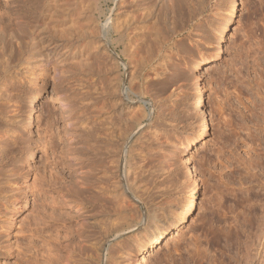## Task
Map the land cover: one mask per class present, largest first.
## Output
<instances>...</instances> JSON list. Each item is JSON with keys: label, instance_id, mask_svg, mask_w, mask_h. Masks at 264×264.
Listing matches in <instances>:
<instances>
[{"label": "rangeland", "instance_id": "1", "mask_svg": "<svg viewBox=\"0 0 264 264\" xmlns=\"http://www.w3.org/2000/svg\"><path fill=\"white\" fill-rule=\"evenodd\" d=\"M39 5L47 22L59 24L47 30L46 60L23 57L18 46L9 61L0 55V175L10 179L0 208L18 210L11 233L0 218V264H65L68 253L75 264H98L100 224L108 216L117 222L118 199L144 219L122 238L116 263L129 264L153 233L178 222L190 198L195 205L184 229L145 264H264V0H0V26L15 27ZM233 5L224 51L203 65ZM116 28L133 30L136 40ZM199 72L209 129L195 144L189 176L183 150L198 123L192 101ZM29 91L39 97L34 130L20 122ZM58 97L67 99V109ZM93 140L113 156L87 151ZM89 166L103 169L102 189L77 182L78 170ZM91 175L86 180L99 178ZM128 185L142 201L125 192ZM65 198L75 204L65 205ZM152 211L156 223L148 222Z\"/></svg>", "mask_w": 264, "mask_h": 264}, {"label": "bare ground", "instance_id": "2", "mask_svg": "<svg viewBox=\"0 0 264 264\" xmlns=\"http://www.w3.org/2000/svg\"><path fill=\"white\" fill-rule=\"evenodd\" d=\"M124 1V0H123ZM126 1V0H125ZM40 3V2H39ZM121 3H124V2H121ZM149 3V2H148ZM41 4V3H40ZM119 7V6H118ZM122 7V6H121ZM124 10H126V9H124ZM121 13V12H120ZM125 14H126V12H125ZM123 15V14H122ZM234 15H235V6L233 5V7H232V10H231V13H230V17H229V19L224 23V25H223V27H222V32H221V36L219 37V39L217 40V45H216V48L214 49V51H213V53H212V55L211 56H209V57H207V58H205V60L203 61V65H205V64H208V63H210V62H212L213 60H216V59H218L219 57H221V55H222V53H223V51H224V46H223V42H224V40H225V38H226V36H227V32H226V30H227V28H228V25H229V23L232 21V19H233V17H234ZM124 16V15H123ZM19 19H20V17L21 16H17ZM47 17V15H45V12H44V10H43V8L39 5V6H37V9L35 10V11H31V13L30 14H28V16L26 15V16H24L22 19H20L19 21H16L15 22V27H4V26H0V44H1V46H0V55L3 57V56H5V60H6V58H7V56H8V61L10 60V58H11V54H12V52L14 51L13 50V47L15 46H18L17 47V49H19V51H20V54L23 56H32V57H35V58H38V60L39 61H43V58H44V60H46V52H45V50H43L44 48H45V44H46V42L48 41V37L46 36V33H47V30L48 29H50L51 27L53 28V27H56V26H59V24L58 25H55V24H53V22L52 21H49V22H47L46 21V18ZM117 17V16H116ZM113 18V17H112ZM120 20V19H119ZM112 21V20H111ZM113 22V21H112ZM125 22H127V21H125ZM125 22H123V23H125ZM114 23V22H113ZM120 23V22H119ZM128 23V22H127ZM130 23V22H129ZM111 24V23H110ZM110 24H107V26L108 25H110ZM121 24H122V21H121ZM131 25H132V23H130ZM130 24H128V25H126V24H124V25H126V26H129ZM112 25V24H111ZM123 25V26H124ZM116 26H117V22H116ZM109 27V26H108ZM107 27V28H108ZM113 27H115V25L113 26ZM118 27V26H117ZM120 27V26H119ZM51 28V29H52ZM106 28V29H107ZM109 28H111V27H109ZM122 28V27H121ZM129 28H131V27H129ZM129 28L127 29H125V31L127 30V32H128V34L129 35H127L128 37V39L129 40H131V42L135 39V37H134V32H133V30L131 31V30H129ZM122 29H124V28H122ZM121 29V30H122ZM111 30V29H110ZM119 28H116L115 29V32H118L117 34H119V32L121 31ZM105 31V30H104ZM107 31V30H106ZM125 31H122L123 33L125 32ZM111 32V31H110ZM109 31H108V33L107 34H109L110 33ZM122 32H120V35H123V33ZM112 33V32H111ZM122 33V34H121ZM107 34L105 35L106 36V39L108 38L107 37ZM113 34V33H112ZM133 34V35H132ZM115 35V34H114ZM132 35V36H131ZM112 36V35H111ZM124 36V35H123ZM123 36L121 37L122 38V40H123ZM126 36V35H125ZM126 39V38H125ZM136 40V39H135ZM121 41V40H120ZM118 42V41H117ZM129 42V41H128ZM131 42H129V43H131ZM123 43V42H122ZM125 43H126V41H125ZM134 43V42H133ZM139 45V44H138ZM134 46V45H133ZM11 48H12V50H11ZM127 49V48H126ZM130 50V49H129ZM9 52V53H8ZM14 53V52H13ZM45 53V54H44ZM23 56V57H24ZM6 63H8V62H6ZM200 75H201V72H199L198 74H197V76H196V78H195V82H194V94H195V98H194V100L192 101V108L194 109V111H196V112H198V123L194 126V129H193V137H192V139L191 140H189L188 141V144L184 147V152H183V164H184V166H186L187 167V169H188V175L190 176V175H193L194 174V171H193V166H192V163H193V155H194V147L196 146L195 144H198L199 142H203L204 140H205V138H206V135H207V132H208V129H209V117H208V115H207V112H206V110H205V102H206V95H205V89H204V87H203V85L201 84V82H200ZM39 97H38V94L36 93V92H34V91H29V93H28V96H27V99L24 101V105H25V110H24V112H23V114H22V116H21V123L23 124V126H24V128L26 129V130H34L35 129V127H36V123H37V99H38ZM57 100H58V103H59V105H60V107H61V109L62 110H65V109H67L68 107H69V103H67V99H63L62 97H58L57 98ZM114 108V107H113ZM117 112V111H116ZM52 113V112H51ZM50 113V114H51ZM120 113H121V111H120ZM54 114V113H53ZM118 114V113H117ZM121 114H123V113H121ZM120 114V115H121ZM123 116V115H122ZM121 116V117H122ZM116 117H118V116H116ZM2 118V117H1ZM13 119V118H12ZM8 120V119H7ZM16 121V120H15ZM9 122V121H8ZM11 123H13V122H11ZM96 127V126H95ZM12 131V130H11ZM13 132V131H12ZM98 132V131H97ZM4 134V133H3ZM115 135V134H114ZM115 136H113V138H114ZM3 138V137H2ZM3 140V139H2ZM88 143V142H87ZM86 144V143H85ZM112 144V143H111ZM114 144V143H113ZM87 145V144H86ZM109 145V144H108ZM87 147V151H93V152H96V154L98 155L99 153H102V154H104V155H107L106 154V152L105 151H107V153L109 152V149L107 150V148H109V147H106L105 145H101L100 144V142H98L97 140H93V141H89V143H88V145L86 146ZM85 147V148H86ZM121 147V146H120ZM105 148H106V150H105ZM115 148V147H114ZM114 150V149H113ZM112 149H111V152L113 151ZM116 150V149H115ZM119 150V149H118ZM117 151V150H116ZM98 152V153H97ZM112 153H114V152H112ZM117 153V152H116ZM94 154V153H93ZM102 154H101V156H102ZM108 154H111L110 152L108 153ZM100 155V154H99ZM112 155V154H111ZM111 155H109V156H111ZM113 156V155H112ZM33 157V153L31 152L30 153V158L29 159H31ZM116 157V156H115ZM143 157V156H142ZM93 158V157H92ZM116 158H119V157H116ZM130 158V157H129ZM147 158V157H146ZM94 159V158H93ZM111 159V158H110ZM80 160V159H79ZM82 160V159H81ZM112 160V159H111ZM116 160V159H115ZM98 161V160H97ZM100 161V160H99ZM104 161H106L107 162V160L104 158ZM109 161V160H108ZM114 161V160H113ZM80 162V161H79ZM83 162V161H82ZM85 162V161H84ZM106 162H104V163H106ZM81 163V162H80ZM92 163H93V161H92ZM101 163V162H100ZM136 163V162H135ZM85 164V163H84ZM109 164H110V161H109ZM112 164V163H111ZM114 164V163H113ZM83 165V164H82ZM101 165V164H100ZM103 165H105V164H103ZM108 165V163H106V167H109V166H107ZM136 165V164H135ZM84 166V165H83ZM86 166V165H85ZM93 166V165H92ZM120 159H118V160H116V165H115V167H117L116 169H117V171L119 172V169H120ZM155 166V165H154ZM97 167V166H96ZM102 167V166H101ZM142 167V166H141ZM80 168V167H79ZM78 168V169H79ZM83 168V167H82ZM95 167H91V166H89V169L87 168V170L86 171H84V170H82V169H79L78 170V172H82V174L85 176V175H87V176H85V177H83V175H80L79 177H81L80 178V181H77L78 183L80 182V184H82V185H86V187L84 188V189H86L87 191H89V190H93L95 187L97 188H100L101 187V183H100V175H98L102 170H98V168H96V170H97V173L96 172H94L95 171V169H94ZM103 168V167H102ZM105 168V167H104ZM125 168V167H124ZM135 168V167H134ZM138 168V167H137ZM144 168V167H143ZM154 169H155V167H153ZM157 168V167H156ZM99 169H101V168H99ZM105 169H107V168H105ZM113 169V168H112ZM115 168H114V170H116ZM139 169H140V167H139ZM125 170V169H124ZM159 170V169H158ZM157 170V171H158ZM6 171V170H5ZM8 172H10V171H8ZM111 172V171H110ZM114 172V171H113ZM117 172V173H118ZM92 173V175H94V177L96 176H100L97 180H94V181H92V179L89 181L88 179L89 178H87V180H86V177H88L90 174ZM104 173V172H103ZM107 173V172H106ZM138 173V172H137ZM142 173V172H141ZM140 172H139V174H141ZM5 174V173H4ZM102 174V173H101ZM109 174V173H108ZM107 174V175H108ZM113 174V173H112ZM112 174H111V176H112ZM115 174V177H116V173H114ZM128 174V173H127ZM126 174V175H127ZM129 174H130V172H129ZM156 174V173H155ZM2 175V174H1ZM0 175V203H2V200L3 199H5V194H7V193H5V186L6 185H10V184H8V183H10V179L9 178H4L3 176H1ZM7 175V174H6ZM8 175H10V174H8ZM91 175V176H92ZM118 175V178L120 177V174H117ZM125 175V174H124ZM104 176V175H103ZM128 176V175H127ZM139 176H141V175H139ZM152 176V175H151ZM153 176H154V174H153ZM53 177V176H52ZM105 177H107V179L109 178V176H106L105 175ZM150 177V176H149ZM103 178V177H102ZM113 178V177H112ZM117 178V179H118ZM137 178H138V176H137ZM145 178V177H144ZM148 178V177H147ZM79 179V178H78ZM110 179V178H109ZM130 179V178H129ZM57 180V179H56ZM55 180V181H56ZM105 180V179H104ZM103 180V181H104ZM126 180H128L127 178L124 180V181H126ZM103 181H101V182H103ZM14 182V181H13ZM36 182H37V180H36ZM58 182H61V181H58ZM105 182V181H104ZM112 182V181H111ZM114 183H116L115 181H113ZM123 178L121 179V177H120V180H118V183H119V185H122V188H123ZM127 182H130V181H127ZM136 182V181H135ZM57 183V182H56ZM100 183V184H99ZM134 183V182H133ZM105 184V183H104ZM103 184V185H104ZM15 185H17V187H18V190L17 191H19V194L22 196L23 194L25 195V193H27V189H25L24 187H23V185L22 184H19L18 182L17 183H15ZM45 185V184H44ZM58 185V184H57ZM75 185V184H74ZM102 185V186H103ZM107 185V184H106ZM116 185V184H115ZM129 185H130V183H129ZM129 185L127 186V187H125V189H126V193L128 194L129 193V195L132 197V198H134L135 200H141V197H139V195H138V191L136 192V191H134V189L132 190L131 188H129ZM14 186V185H13ZM36 186V185H35ZM54 186V185H53ZM67 186V185H66ZM109 186H110V184H109ZM111 186H112V184H111ZM126 186V185H125ZM197 186V185H196ZM45 187V186H44ZM43 187V188H44ZM47 187V186H46ZM72 187V186H71ZM104 187V186H103ZM108 187V186H107ZM116 187H119V186H114V189L116 188ZM134 187H136V186H134ZM77 188H78V186H77ZM76 188V189H77ZM81 188V187H80ZM95 188V189H96ZM112 188V187H111ZM42 189V188H41ZM60 189V188H59ZM76 189H71L74 193H75V190ZM101 189H102V187H101ZM110 189V188H109ZM113 189V190H114ZM124 189V190H125ZM38 190H40L39 188H38ZM55 190H56V188H55ZM79 190V189H78ZM190 190V189H189ZM66 191H67V189H66ZM86 191V192H87ZM97 191V190H96ZM102 191V190H101ZM197 191V189H196V187H195V189H193V191H191V193H194V192H196ZM43 192V191H42ZM58 192H60V191H58ZM76 192H77V190H76ZM144 192V191H143ZM41 193V192H40ZM79 193V191L77 192V194ZM100 193V192H99ZM102 193H104V194H106V195H108L105 191H102ZM102 193H100V194H102ZM111 193V192H110ZM109 193V194H110ZM113 193V192H112ZM76 194V193H75ZM84 194V193H83ZM117 194V193H116ZM126 194V195H127ZM145 194V193H144ZM143 194V195H144ZM44 195V194H43ZM42 195V196H43ZM51 195V194H50ZM60 195V194H59ZM65 195V194H64ZM86 195H87V193H86ZM91 195H93V194H91ZM103 195V194H102ZM124 195V194H123ZM142 195V194H141ZM21 196H19V197H21ZM61 196V195H60ZM62 196H63V194H62ZM79 196H81V195H79ZM88 196V195H87ZM98 196V195H97ZM57 197V196H56ZM56 197L55 196H53L52 197V199H53V201H52V207L53 208H56L55 207V204L57 205V200L58 199H56ZM70 197V196H69ZM72 197H74V196H72ZM77 197V196H76ZM102 197V196H101ZM109 197V196H108ZM143 197V196H142ZM194 197V196H193ZM44 198L46 199V198H48L47 196L45 197L44 196ZM44 198H43V200H44ZM58 198V197H57ZM64 198V197H63ZM87 198V197H86ZM90 198V197H89ZM105 198V197H104ZM119 198V197H118ZM50 199V198H49ZM52 199H50V200H52ZM88 199V198H87ZM103 199V198H102ZM114 199H115V197H114ZM113 199V200H114ZM129 199V198H128ZM143 199V198H142ZM39 200H41V199H39ZM64 200V201H63ZM93 200V199H92ZM4 201V200H3ZM17 201V200H16ZM60 201H61V199H60ZM59 201V202H60ZM62 201L65 203V205H69V206H71V205H73V204H75V201H76V199L75 198H65V199H62ZM77 201H78V198H77ZM110 201H111V199H110ZM114 201H117V200H114ZM121 200L120 199H118V201H117V203L115 202V204H117L116 206V211H117V213H118V216H117V222H111V221H105V220H107L108 218H109V216H108V218L106 219H104V221L100 224L101 225V227H100V234H101V236L99 235L98 237L100 238V237H102L101 238V244L98 246V252H99V256H98V264L99 263H102V260H103V255H105V257H106V259H107V261L105 262L104 260V262H105V264H117L116 262H117V260L119 261L120 260V256H118V254H120L121 252V250H120V248H122L123 249V247H124V241L122 240V238H124V236L126 235V234H128V233H130V232H133V231H135V230H137V224L139 223V225H140V223L144 220L143 219V214H140V215H138V217H136V218H134V215H136L135 213L132 215V213H130L131 212V210L133 211V209H129V207L128 206H123L122 204H121V202H120ZM142 201V200H141ZM47 202H48V200H47ZM92 202V201H91ZM19 203V202H18ZM43 203V202H42ZM48 203H50V201L48 202ZM62 203V202H61ZM77 203V202H76ZM111 204H113V202L111 201L110 202ZM51 204V203H50ZM49 204V205H50ZM123 204H125V203H123ZM107 205V204H106ZM114 205V204H113ZM126 205V204H125ZM128 205V204H127ZM194 205H195V198H190L188 201H184L183 202V204L181 205V209H180V211L178 212V216H177V219H178V222H174V223H172V225L170 226V228H165V229H163L164 231L165 230H167V229H169L168 230V234H167V232L165 233L163 230H161L158 234H155V233H153L149 238V240H148V242H147V244H145V245H142L140 248H139V250H138V254L137 255H134V256H130L129 257V259H130V262H129V264H145L146 262H147V260H148V256L149 255H151V254H154V252L158 249V248H162V245L164 244V242H165V244L164 245H166V244H168L169 243V241H175L176 240V238H177V236L180 234V231L181 230H183L184 229V227H185V219H186V214L187 213H189L191 210H193V207H194ZM60 206V205H59ZM98 206V205H97ZM132 206V205H131ZM45 207V206H44ZM43 207V208H44ZM99 207H102V206H99ZM107 207V206H106ZM149 207V206H148ZM39 208V207H38ZM43 208H41V209H43ZM112 208H114V206L112 207ZM89 209V208H88ZM154 209L155 208H153L152 210L154 211ZM45 210H46V208H45ZM44 210V211H45ZM92 210H94V209H92ZM107 210V209H106ZM106 210H105V206H104V210H103V213L105 214V215H109L108 214V212H106ZM109 210V209H108ZM113 210V209H112ZM150 210V209H149ZM16 211H18V210H16V209H13V208H9L8 206H5V208L4 209H2V207L0 208V218H2L3 219V221L4 222H6V226H7V229H8V231H9V233H11V232H13V230H12V228H13V224H14V219H15V215H14V212H16ZM43 211V210H42ZM52 211H53V209H52ZM134 211H136L135 209H134ZM151 211V210H150ZM152 211V212H153ZM54 212V211H53ZM57 212V211H56ZM46 213H48V211H46ZM151 213V212H150ZM149 214V213H148ZM39 214H37V216H38ZM49 215V214H48ZM149 215H151L150 216V221L148 220V222L149 223H156L157 221H158V219H159V214H158V212H153V213H151V214H149ZM148 215V216H149ZM41 216V215H40ZM44 216V215H43ZM53 216V215H52ZM51 216V217H52ZM147 216V217H148ZM161 217V216H160ZM36 218V217H35ZM46 219V218H45ZM53 219V218H52ZM36 220H37V218H36ZM39 220V219H38ZM109 220V219H108ZM110 220H112L111 218H110ZM146 220V219H145ZM143 223V222H142ZM158 224V223H157ZM170 224V223H169ZM96 225H97V223H96ZM98 225H99V223H98ZM155 226V225H154ZM157 226V225H156ZM164 226V225H163ZM97 227V226H96ZM69 230V229H68ZM147 231V230H146ZM150 231V230H149ZM152 232V231H151ZM157 233V232H156ZM35 234V233H34ZM112 236H115V238H116V243L115 244H110L111 242H110V238L112 237ZM127 236V235H126ZM169 236V237H168ZM34 237V236H33ZM92 237V236H91ZM93 238V237H92ZM128 238V237H127ZM126 238V239H127ZM52 241V240H51ZM122 241H123V244H122ZM127 241V240H126ZM125 241V242H126ZM57 242V241H56ZM72 242V241H71ZM96 244V243H95ZM67 245V244H66ZM35 246V245H34ZM93 246H94V244H93ZM93 246H91V248L93 247ZM50 247V246H49ZM65 247V246H64ZM68 247V246H67ZM96 247H97V245H96ZM51 248V247H50ZM58 249V248H57ZM66 251H67V249H66ZM69 251H71L70 249H69ZM75 251V250H74ZM102 251V252H101ZM61 252V251H60ZM123 253V252H122ZM73 254H74V252H73ZM51 255V254H50ZM49 255V256H50ZM68 255H69V253H68ZM64 255V256H66V263L67 264H75V259L72 257V255ZM121 255V254H120ZM63 256V257H64ZM199 256V255H198ZM120 257V258H119ZM50 258V257H49ZM48 258V259H49ZM64 259V258H63ZM250 259V258H249ZM252 260V259H251ZM52 261H53V259H52ZM64 261V260H63ZM226 260H219V261H217L215 264H219V263H221V264H223L224 262H225ZM230 261L231 260H229L228 262H227V264H230ZM54 262V261H53ZM61 264H63L62 262H60ZM65 263V264H66ZM250 263V262H249ZM118 264H120L119 262H118ZM225 264V263H224Z\"/></svg>", "mask_w": 264, "mask_h": 264}]
</instances>
